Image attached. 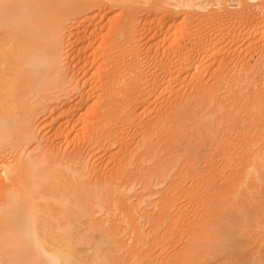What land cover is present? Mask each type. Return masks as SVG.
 Returning <instances> with one entry per match:
<instances>
[{
    "label": "bare ground",
    "instance_id": "obj_1",
    "mask_svg": "<svg viewBox=\"0 0 264 264\" xmlns=\"http://www.w3.org/2000/svg\"><path fill=\"white\" fill-rule=\"evenodd\" d=\"M232 1L0 0V264H264V41L204 79L209 55L264 38L243 31L264 0ZM145 9L243 29L141 51Z\"/></svg>",
    "mask_w": 264,
    "mask_h": 264
},
{
    "label": "rangeland",
    "instance_id": "obj_2",
    "mask_svg": "<svg viewBox=\"0 0 264 264\" xmlns=\"http://www.w3.org/2000/svg\"><path fill=\"white\" fill-rule=\"evenodd\" d=\"M205 1H208V0H205ZM219 1V2H218ZM226 1V4H229L230 2H231V4H230V6H233V4H235V2L236 1H232V0H223V2H225ZM262 0H258V2H261ZM209 2H210V9L212 8V9H217L216 8V6L218 7V5L220 6V4H218V3H220V0H209ZM214 2V3H213ZM232 2H233V4H232ZM257 2V0H255V1H250L249 3L250 4H252V5H254V4H256V3H258ZM213 3V4H212ZM218 4V5H217ZM236 5V4H235ZM254 9H255V6L253 7ZM260 8H262L261 6H260ZM260 8H257V13H254L253 14V12H250V14H248L249 12H247V15L245 16V14L246 13H244V16L243 17H245V21L247 22V25L245 26V27H241L240 25H241V23H239L238 24V22H239V20H238V22H236V20L240 17L239 16V12H238V10H235V9H237V8H231L230 9V11L232 12V14H233V17H234V15H235V18H236V20L234 19H232L230 22H231V24L227 21L228 19H222L221 21L220 20H218L217 21V23L216 22H210L209 24H207V25H209V27L206 25V24H204V23H202V24H200L199 26L198 25H196L195 23L196 22H198V20H196L197 18L195 17V22L194 21H192V22H190V24L188 23L189 21L187 20V18H185L186 20H187V22L185 23V19H184V16H183V14H179L176 18H175V20L173 21V22H171L172 20H169V21H167V20H162V19H164V18H162V16H161V14L160 15H156V16H153V15H151L150 14V12L148 11V10H146L145 9V11L143 10V12L140 14V19L139 20H137L138 22V24L137 25H135L136 26V28H138L137 29V31H138V34H137V41H142L141 43H140V48H139V45H138V49L137 50H141V51H146V50H182V51H185L184 53H189V54H192V52H193V50H197V48H195L196 46H197V41L199 42V40H200V42H202V40L204 41V43H207V42H205V40L210 36V35H212L213 33V35H215V32H217V34L218 33H220V32H223V33H225L224 31H226V28L228 29L227 31L228 32H236V30H238V31H240L241 29H243V31H244V33H246V32H249V29L251 28L252 29V27H254L253 29H256V28H262V27H264V9H260ZM235 12V13H234ZM147 13V14H146ZM238 13V14H237ZM142 14H143V17H142ZM257 15V16H256ZM153 16V17H152ZM158 16V17H157ZM236 16H238V17H236ZM142 17V18H141ZM156 17H157V20L158 19H160L161 21H162V26L164 27H158L157 25H155L156 23H154L153 21H155V19H156ZM160 17V18H159ZM183 17V18H182ZM250 17V18H249ZM262 17V18H261ZM162 18V19H161ZM183 19H184V21H183ZM250 20V21H249ZM253 20V21H252ZM151 21V22H150ZM160 21V22H161ZM164 21V22H163ZM185 23H183V22ZM212 21V20H211ZM263 21V22H262ZM154 24H153V23ZM194 22V23H193ZM218 22H223V24H224V22L226 23V24H229V26L228 25H226L225 24V28L224 27H220V24L221 23H218ZM228 22V23H227ZM256 22V23H255ZM262 22V23H261ZM183 23V24H182ZM190 25H188V24ZM213 25H212V24ZM235 23V24H234ZM259 23V24H258ZM145 24V25H144ZM195 26H194V25ZM183 25V26H182ZM185 25L187 26L188 25V30H189V27H190V29L191 28H194V29H191L190 31L192 32V35L193 34H195V35H197L198 33H196V32H199V34H198V36H196L194 39L192 38L191 40H190V37H189V32L190 31H187V27H185ZM204 25H206V26H204ZM234 25V26H233ZM238 25H239V27H240V29H239V27H238ZM180 26H182L184 29H182V27H180ZM192 26V27H191ZM206 27V28H204V27ZM216 26V27H215ZM155 27V28H154ZM198 27V28H197ZM218 27H220V28H218ZM236 27V28H235ZM238 27V28H237ZM200 28V29H199ZM250 29V30H251ZM183 30H185L186 31V33L188 32V35H186V37H182V40H181V42L179 43V44H181V46H177V48H176V45H175V47H173V45H174V42L173 41H177V40H179V34H178V32H182ZM170 31V32H169ZM194 31V32H193ZM201 31V32H200ZM210 33H209V32ZM219 31V32H218ZM226 31V32H227ZM103 32V31H102ZM104 32H105V30H104ZM156 32V33H155ZM169 32V33H168ZM176 32V33H175ZM191 32H190V34H191ZM242 32V31H241ZM140 33V34H139ZM160 33V34H159ZM201 33V34H200ZM208 34H209V36H208ZM141 35V36H140ZM157 37H156V36ZM178 35V36H177ZM202 35L204 36L203 38H200V37H202ZM205 35H206V37L207 38H205ZM212 35V36H213ZM73 37H74V35H73ZM176 39H175V38ZM258 37V36H257ZM256 36H252V38H249V39H247L246 41H241V42H236L237 44H234V45H227V46H229V48L227 49L226 48V45H224L225 43L224 42H220V44L219 45H223L221 48H223L224 46H225V48L227 49H225V50H222L224 53H222V51L221 50H219V52L217 51V53L216 54H214V55H209V60L207 61V63H206V65H204L205 66V68H203V69H206L205 71H206V73L204 74V79H205V83H207L208 85H210L211 83H212V78H213V76H212V73H213V70L215 69V68H217V66H219V64H220V60H221V58L226 62V64H224L223 63V61L221 62V64H222V66H223V68H226V66L228 65H232V64H235L236 63V61L235 60H237V59H241V60H238V64H240V62H243V60L244 61H246V63L248 62L249 64H251L252 63V65H253V63H255L256 64V61L257 60H260V59H257V58H259V56H260V54H262L260 51H261V41H264V38L263 37H259V38H257ZM75 38L76 37H74L73 39H72V44H71V42H70V45H71V47H72V51H73V53L75 52V50L77 49L76 48V43H73L74 41H75ZM141 38V39H140ZM165 38V39H164ZM173 38V41L171 40ZM200 38V39H199ZM205 38V39H204ZM262 39V40H261ZM165 40V41H164ZM249 40V41H248ZM139 41V42H140ZM194 42V43H193ZM244 42V43H243ZM252 42V43H251ZM152 43V44H151ZM172 43V44H171ZM243 43V44H242ZM251 44V45H247V44ZM74 44H75V47H74ZM158 44V45H157ZM170 44H171V46H170ZM203 44V43H202ZM244 44H246V45H244ZM252 44H253V46H252ZM196 45V46H195ZM207 45V44H206ZM205 45V46H206ZM210 45H211V43H210ZM235 45H237V46H235ZM163 46H164V48H163ZM170 46V47H169ZM195 46V47H194ZM231 46V47H230ZM235 46V47H234ZM239 46V47H238ZM240 46H242V47H240ZM249 46V47H248ZM253 47L252 49H251V47ZM256 46H258V48L256 47ZM148 47V48H147ZM158 47V48H157ZM174 49H173V48ZM181 47V48H180ZM194 47V48H193ZM220 47V46H219ZM248 47V48H247ZM156 48V49H155ZM176 48V49H175ZM239 48H241L240 50H239ZM247 48V49H246ZM257 48V49H256ZM231 49V50H230ZM232 49H233V51H232ZM248 49H250V50H248ZM189 50V51H188ZM230 50V51H229ZM246 50V51H245ZM188 51V52H187ZM226 51V52H225ZM229 51V52H228ZM240 51V52H239ZM241 51H242V53H241ZM246 52V53H245ZM180 53H183V52H180ZM253 53V54H252ZM178 54H179V52H178ZM264 54V53H263ZM229 55V56H228ZM230 55H231V57H230ZM211 56V57H210ZM218 56V57H217ZM239 57V58H238ZM150 58H151V62L152 61H154V58H153V56L151 57V56H149V60H150ZM211 58V59H210ZM145 58H143V60H144ZM146 60V59H145ZM217 61V62H216ZM234 62V63H233ZM212 63V64H211ZM247 63V64H248ZM215 67V68H214ZM211 71H212V73H211ZM149 73V72H148ZM211 74V77L209 76ZM208 76H209V78H208ZM209 79V80H208ZM163 82H165V81H163ZM187 82V81H186ZM189 83H191V79H190V82H189V80H188V83H185V85L184 86H186L187 85V87H189L188 88V90L187 89H185L184 88V90H185V92H187V91H190V92H192L191 91V88H190V84ZM183 84H184V82L182 83V87H184L183 86ZM182 87H180L179 89H177L176 91H178V90H180V92H182L183 93V88ZM190 89V90H189ZM182 90V91H181ZM187 90V91H186ZM190 92L188 93V94H190ZM144 105H146V110H145V107H144ZM144 105H141V106H139L138 108H139V110H137L136 109V111H135V113H136V120H138V121H146V120H143V119H148V121H150V120H152V119H149V118H151L150 116H152V114H154L153 112V110H152V112H150V110H151V106H148V103L146 104H144ZM151 105H153V104H151ZM166 107H168L167 106V104L165 105ZM144 107V108H143ZM153 107V106H152ZM166 107H165V109H166ZM169 107L171 108L172 107V105L170 106L169 105ZM167 108V110L169 109L170 110V108ZM147 108H148V110H147ZM150 108V109H149ZM140 112H141V114H140ZM139 114V115H138ZM146 116H144V115ZM151 114V115H150ZM149 115V116H148ZM141 117L142 118V120H141V118H140V120L138 119L139 117ZM145 118H144V117ZM149 118H148V117ZM42 124V123H41ZM42 125H44V124H42ZM45 129L46 130H48L46 127H45ZM138 138H135V139H133L134 141H133V143H132V145L133 144H135L136 145V143H137V141L139 140V136H137ZM91 145V144H90ZM134 145V146H135ZM90 148H91V146H89ZM89 147H86L85 148V150H86V152H87V150H88V152L87 153H90L91 152V150H92V148L90 149ZM210 146H208V148H209ZM89 148V149H88ZM139 150H138V153L140 152V151H142V147L140 148H138ZM141 149V150H140ZM90 150V151H89ZM136 165V163H134V166ZM133 166V167H134ZM112 168H113V166H111ZM136 167V166H135ZM136 169V168H135ZM137 181V184H136V187H135V190H136V192L137 193H139V191H141V190H143L144 189V187L146 186V188H150L149 186H147L146 185V183H145V180H136ZM169 180H166L165 182H162V183H159V184H157V186L156 185H154V186H152L150 189H154L155 191L157 190H162V189H165L166 188V186H167V182H168ZM169 183V182H168ZM189 181L187 182V183H185L184 185H182V186H180V188H179V190H183V189H185V188H187L189 185ZM155 198H158L159 196H160V194H155ZM186 200V199H185ZM183 201V200H182ZM185 202H187V200L186 201H183V204L185 203ZM148 206V208H146V209H148L149 210V208L150 207H152V206H149V205H147ZM152 209V208H151ZM185 209V211H187L188 209H187V207L186 208H184ZM144 217H141V220H142V222L144 223V219H143ZM183 221V220H182ZM186 221L184 220V222L183 223H181V225H183V226H187L186 225V223H185ZM148 224H146V226H147ZM189 225H190V223H189ZM146 226H145V228H146ZM149 227V225L147 226V228ZM147 230V229H146ZM176 237H175V239H174V242H172V244H171V246H172V248H171V250H173L174 249V251L176 250H181V247H182V242H184V240H182L183 238H181L180 239V237H178V235H175ZM180 239V240H179ZM180 243V244H179ZM180 248V249H179ZM175 251V252H176Z\"/></svg>",
    "mask_w": 264,
    "mask_h": 264
},
{
    "label": "snow or ice",
    "instance_id": "obj_3",
    "mask_svg": "<svg viewBox=\"0 0 264 264\" xmlns=\"http://www.w3.org/2000/svg\"><path fill=\"white\" fill-rule=\"evenodd\" d=\"M7 7V6H6Z\"/></svg>",
    "mask_w": 264,
    "mask_h": 264
}]
</instances>
